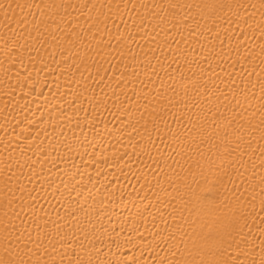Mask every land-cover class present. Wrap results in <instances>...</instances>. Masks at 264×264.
Listing matches in <instances>:
<instances>
[{
	"label": "bare ground",
	"instance_id": "bare-ground-1",
	"mask_svg": "<svg viewBox=\"0 0 264 264\" xmlns=\"http://www.w3.org/2000/svg\"><path fill=\"white\" fill-rule=\"evenodd\" d=\"M0 264H264V0H0Z\"/></svg>",
	"mask_w": 264,
	"mask_h": 264
}]
</instances>
